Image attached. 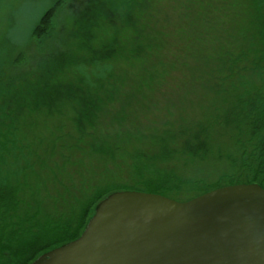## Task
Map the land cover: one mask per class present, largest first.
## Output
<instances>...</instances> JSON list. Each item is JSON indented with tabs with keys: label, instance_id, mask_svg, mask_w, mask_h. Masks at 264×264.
I'll list each match as a JSON object with an SVG mask.
<instances>
[{
	"label": "trees",
	"instance_id": "1",
	"mask_svg": "<svg viewBox=\"0 0 264 264\" xmlns=\"http://www.w3.org/2000/svg\"><path fill=\"white\" fill-rule=\"evenodd\" d=\"M133 1L108 0L107 8L99 14L74 17L70 35L55 40L52 32L62 8V1L55 0L31 29L30 37L44 48L39 50L42 57L33 62L30 57L23 58L22 53L15 56L14 48L4 46L3 37L0 40V264H30L42 253L77 238L95 205L116 190L158 193L185 201L224 185L254 182L264 188V0H250L246 16L248 34L236 38L238 48L234 56L219 54L227 59L218 63L219 95L208 107L206 124L197 122V127L179 132L164 130L156 135L154 143L158 153L144 154L143 158L133 155L128 167V183L109 180L92 185L90 182L87 189L83 188L82 197L70 196L68 201L64 200V209L58 208L57 199L48 202V198L40 194L42 189L47 190L50 182L48 175L41 171L54 170V167H46L44 156L54 152L64 135L54 132L48 133L49 137L41 135L38 145L45 147L43 156L37 147H31L29 142L23 145L20 140L22 126L26 124L47 128L50 119L71 112L77 142L67 145L68 149L79 148L78 142L90 128L88 135L92 140L84 142L89 147L87 155L94 153L104 162L113 160L114 165H118L114 154L120 151V144L129 139L120 131L111 136L96 134L94 127L101 104L112 101L115 91L119 92L113 88L116 81L112 80L110 72L102 82L87 83V66L93 67L90 75L97 69L96 74L102 80L107 63L121 50L123 60H132L131 65L137 64L142 69L139 86L149 84L146 81L158 76L155 62L145 64L148 56L143 54L150 48L149 40L128 50L118 46L117 27L113 22L119 10L128 15ZM44 41L48 45H44ZM52 44L61 47L60 58L50 56V50H54ZM123 80L124 77L119 84H123ZM125 92L126 97L131 96V91ZM120 110L118 114L122 118L125 111ZM173 152L182 154L186 164L219 158L221 165L218 163L217 168L221 173L214 180L182 177L174 169L160 164ZM61 156L70 158V154Z\"/></svg>",
	"mask_w": 264,
	"mask_h": 264
},
{
	"label": "rangeland",
	"instance_id": "2",
	"mask_svg": "<svg viewBox=\"0 0 264 264\" xmlns=\"http://www.w3.org/2000/svg\"><path fill=\"white\" fill-rule=\"evenodd\" d=\"M54 1L0 0V40L4 38V46H12L14 55L22 53L23 58L30 57V62L42 57L41 51L44 48L34 42L30 33L41 13ZM61 1L62 8L57 14L52 32L55 40L70 35L74 17L99 14L107 8L108 0ZM249 2L250 0H134L128 9V15L125 16L124 10H119L113 22L117 27L118 46H125L128 50L141 44V41L144 43L149 40L150 48L143 54L148 56L145 64L155 62L158 76L146 81L149 84L139 86L142 69L137 64L131 65L132 60H123L121 50L106 62L107 72L103 74L105 78L102 80L96 74L97 69L90 75L93 67L87 66V83L94 85L102 82L110 72L112 80L116 81L113 88L119 92L115 91L112 101L101 104L94 127L96 134L111 136L122 132L129 139V142H122V150L114 154L117 166L113 160L104 162L97 154L87 155L89 147L84 142L90 143L92 140V136L88 135L92 131L90 128L85 130L84 135L77 131L83 137L78 142L79 148L74 147L71 151L68 149L67 145L77 142L74 140L77 134L70 121V116L73 115L71 112H66L60 118L50 119L47 128L34 127L36 125L33 124L22 126L20 140L23 145L29 142L31 147L38 148L40 154L45 148L38 145L41 135L43 138L49 137L50 132L64 135L54 152L45 156L42 154L46 167H54V170L46 168L41 171L43 175H48L50 182L47 183V190L42 189L40 194L48 198V202L53 201V198L57 199L58 208L64 209L65 201L70 196L82 197L83 188L87 189L90 182L104 184L113 180L115 183H128V167L132 156L143 158L144 154L154 156L158 153V147L154 143L156 135L164 130L179 132L197 127V122L206 124L210 111L208 107L219 95L218 63L227 59L219 54L226 53L231 57L237 53L236 38H241L248 26L246 16ZM48 38L50 41L51 38ZM43 44L48 45V42L44 41ZM52 45L54 50H50V56L60 58L61 47ZM102 73L99 71V74ZM123 77V84H119L118 81ZM124 91H131V96L126 97ZM99 92L102 94L103 91ZM122 108L125 114L122 113L124 117L121 118L118 111ZM129 136L140 139L132 141ZM62 144L65 146L61 147ZM61 154H70V158L66 159ZM170 156L160 162L161 166L174 169L182 177L214 180L221 173L217 168V164L221 163L219 158L186 164L182 154L173 152Z\"/></svg>",
	"mask_w": 264,
	"mask_h": 264
},
{
	"label": "water",
	"instance_id": "3",
	"mask_svg": "<svg viewBox=\"0 0 264 264\" xmlns=\"http://www.w3.org/2000/svg\"><path fill=\"white\" fill-rule=\"evenodd\" d=\"M30 264H264V188H214L179 201L116 190L80 235Z\"/></svg>",
	"mask_w": 264,
	"mask_h": 264
}]
</instances>
